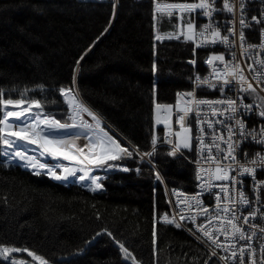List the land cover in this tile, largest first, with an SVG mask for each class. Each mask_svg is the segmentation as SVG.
I'll list each match as a JSON object with an SVG mask.
<instances>
[{
	"label": "trees",
	"instance_id": "1",
	"mask_svg": "<svg viewBox=\"0 0 264 264\" xmlns=\"http://www.w3.org/2000/svg\"><path fill=\"white\" fill-rule=\"evenodd\" d=\"M191 1L0 0V100L24 93L40 100L45 116L67 122V102L50 101H61L57 89L75 79V90L109 133L141 154L109 162L131 170L106 171L104 190L94 192L22 169L0 143L3 246L27 248L48 264H131L121 244L138 264H222L181 227L161 221L171 213L165 187L195 190L194 149L174 158L160 145L141 161L153 151L151 139L160 142L165 132L157 126L156 104L174 105L193 85L188 61L194 46L183 38L155 39L174 35L178 24L176 15L157 13L156 5ZM195 53L196 73L204 77L208 52ZM207 94L213 95L200 92ZM0 264L9 262L0 257Z\"/></svg>",
	"mask_w": 264,
	"mask_h": 264
},
{
	"label": "snow or ice",
	"instance_id": "2",
	"mask_svg": "<svg viewBox=\"0 0 264 264\" xmlns=\"http://www.w3.org/2000/svg\"><path fill=\"white\" fill-rule=\"evenodd\" d=\"M261 5H264V0H259ZM253 3V0H197L194 3H174L168 4L164 7L168 9V15L173 14L172 10H179L180 13H187L186 27L188 29L187 34L181 32L177 35H169L168 39H180L181 35L185 36L187 41H193L194 38H199V43L196 47L208 48L210 45L223 44L230 51V60L224 62L223 55H212L210 58H205L208 65H212V73L207 77H201L196 73V53L195 48L193 49V59L189 60L188 63L193 66V76L190 77L194 82L193 91L179 94L180 100L176 103L177 108V123L180 127V131L176 132V136L180 138V143L173 144V140L169 137H165V142L172 146V151L169 153L171 156H176L180 152L181 148L190 149V127L186 126L185 120L189 113H194L193 119L197 124H203L207 120V113L201 116V105H207L211 110L213 116L220 114L223 116L227 113V121L225 120L215 121L217 124L223 125L226 129V135L224 133L217 134L215 131L211 134V145H205L203 135L197 136V141L201 145V155L203 156L206 150L208 155L206 160L215 164L214 169H204L201 167L197 172V180L200 181L198 187L200 192L192 197H182L177 194V214L184 211L180 208V204L188 203V207L191 208V204L194 203L195 207L201 216L208 218L207 223L211 224L213 219L220 221H227L226 224L221 223L220 228L217 230L214 236L211 230L206 229L204 224L196 226V231L202 234L203 237L207 238L210 244L214 248L221 249L224 253H230L228 255L217 257L219 260H229L233 262L237 260V252H239V264H244L243 257L247 250L250 255V264H257V259L254 258L257 255L256 249L252 247L250 243L253 237H256L258 241L264 240V228L257 229L254 221L256 220L257 214L260 213L261 221L264 222V211H261V207L255 205L261 204L264 207V202H261L259 195L260 190L264 189V179L258 180L256 173L258 170L264 172V126L256 125L254 127H246L245 117H251L253 115L260 119H264V98H261L257 87H253V83L249 81L248 77L244 75V70L241 68L240 63L236 58V45L239 44L240 48L243 49V54L248 56L252 60L251 64H248V71L255 72V66L259 65L262 72H264V60L256 59L253 55H259L260 52H264V40L257 44H247L245 37V29L254 31L258 28L259 34L264 38V7L259 11V15H248L251 11L249 5ZM156 10H161V5H156ZM198 12V16L195 13ZM229 14L227 19L220 20L215 18L217 15ZM197 18H206L207 22L202 24L197 37L195 21ZM179 19L185 21V16L180 15ZM239 25V28L236 25ZM254 26H256L254 28ZM221 28L224 29V34H221ZM211 37L209 40L208 37ZM231 37V39H230ZM156 40H161L163 37L156 35ZM83 59V56L80 58ZM214 61H220L223 64L222 68L217 67ZM77 68H79V60L77 61ZM76 69H74L75 72ZM153 71H155V64L153 65ZM215 77V82H213ZM252 80L256 81L259 86L261 80H264V76L261 73L253 75ZM41 89L43 86H40ZM196 88H211L218 90L222 95L225 90L236 94V98L225 96L224 99L216 100H205L197 99L195 97ZM264 91V89H261ZM57 92L61 95L62 100L50 101V103L63 104L67 102L71 111H65L64 116L67 119L72 120V123H61L59 119H56L54 115H44V105L41 104L40 100L31 98L29 99L24 93H21L17 99H2L0 100V143L7 147L6 154L10 155L13 159H16L24 167H28L34 170L35 175H50L53 179L60 181H68L69 178H74L80 182L88 184L90 182L91 190H104V184L99 182L102 178L99 175H91L94 168L89 165H94L95 169H104L110 171L113 168H119L122 171H130L125 165L109 164V161H120L131 159L136 154L137 158L141 157L139 149L132 146L133 150L129 151L128 147H122L120 143L108 135L107 132H103L100 128V120L96 115L78 99V93L75 90V79L71 87H63L57 89ZM243 93H248L252 98V103L244 104ZM4 93L0 91V97ZM240 101L239 103L237 101ZM183 101L186 107L181 108L180 102ZM259 101V102H258ZM27 104L26 108L19 110L20 106ZM33 105L36 106L38 111H33ZM8 106H14L15 109L9 108ZM255 106V111H254ZM172 105L156 104V109H165L166 116L164 123L169 127V136L171 134L170 125L167 122L171 118ZM83 113H87L96 122V128L93 129L91 124L83 120ZM162 123L157 116V124ZM43 125V127H42ZM207 127L213 128V122H208ZM79 128L84 134L88 143L84 147H78L75 144V140L79 139V136L73 137L71 141L56 138L52 136L54 131L60 130H73ZM204 128L198 127V133H203ZM27 133V135H25ZM218 141H222L227 145L226 148H221ZM252 142L258 146H261V152L253 154L254 158H249L248 153L243 152V157L246 159L244 163H240L236 159L237 149L240 148L241 143ZM27 143L28 145H38L40 149H43L41 155L48 153L51 157H63V160H76L77 167L70 168L63 163L56 165H49L47 163H40L34 155L28 154V149L21 148L20 145ZM128 143V142H126ZM157 140L151 139V145L153 151L143 153L144 156H152L155 154V146ZM49 146H52L51 148ZM131 146V145H130ZM212 146H215L217 153H225L223 156H213ZM85 148L88 149L90 154H95V158L92 160L88 159L85 155ZM75 149L77 156L69 154L71 150ZM98 149V151H97ZM36 151V149H33ZM197 163H200L197 161ZM41 169H46V172H41ZM61 169L62 174H57L56 170ZM77 171L82 173L77 176ZM139 173L140 169H135ZM231 172H236V176H231ZM207 174L208 179H204V175ZM250 177L249 189L252 193V198L249 199L244 191L243 178ZM154 178L157 181L161 180L159 172H155ZM213 180L218 181H229L231 180V194L229 185H214ZM239 184L240 188L237 189L236 185ZM214 187H219V192L213 191ZM204 192H208L212 195L215 200L214 211L216 216H212L207 208H203V201L201 196ZM221 194H223L224 201L222 202ZM169 203H172L171 201ZM244 206V207H240ZM247 210L248 215H243L244 210ZM241 216L243 217L242 224ZM166 223H174L175 220H169L167 216H164ZM180 220L187 219L188 221L195 222L196 216L179 215ZM248 226L247 231L244 226ZM177 228L181 227L179 223H175ZM190 233L195 236V232L192 229H188ZM259 233V235H258ZM109 235H111L109 233ZM224 235L226 240L229 236L233 238L232 246L226 247L224 243L220 242L219 236ZM156 230L153 229V243H155ZM200 239V237H196ZM249 241L248 244L242 245L239 249L236 248V241ZM123 250L126 260H133L135 258L131 255L127 248H124L123 244L120 245ZM259 248V264H264V242L258 243ZM27 252L29 257H32L35 261H40L41 264H47V261L43 256L36 255L34 252L29 251L27 248H9L3 246L0 242V257L3 260L8 261L9 264H28L24 260H16L15 258L10 259V254L14 252ZM212 256H216V252L210 253L209 259ZM207 264V261L205 262Z\"/></svg>",
	"mask_w": 264,
	"mask_h": 264
},
{
	"label": "built area",
	"instance_id": "3",
	"mask_svg": "<svg viewBox=\"0 0 264 264\" xmlns=\"http://www.w3.org/2000/svg\"><path fill=\"white\" fill-rule=\"evenodd\" d=\"M93 1L94 2H101V3H114L115 5L118 4V0H93ZM194 2H197V0H194V1H191V2H181V3H194ZM168 4L169 3H166L165 5H168ZM171 4H174V3H171ZM218 6H219V0H218ZM262 7H264V5H261L259 0H253V3H251L249 5V8L251 9V11L248 12V15L249 16H251V15H259V11H260V9ZM161 11L164 12V13H168V10L161 9ZM172 12H173L174 15H176V17H177V19L179 21V26L183 22V21H181L179 19V16L180 15H183V16L188 15L187 13H180L179 10H172ZM195 15L198 16V12L195 13ZM228 15L229 14L225 13L223 15H217L215 18L220 19V20H224V19H227ZM206 22H207L206 18H197L196 19L195 26H196L197 37H198L199 31H200L201 25L206 23ZM236 27L239 28V25L237 24ZM255 27L256 26H254V28ZM220 30H221V34L223 35L224 34V29L221 28ZM187 32H188V30H185L183 33L187 34ZM244 32H245V37H246V42H247L245 47H247L248 43L257 44V43L262 42V40H264V38H262L260 36L258 28L256 30H254V31H249L248 29H245ZM160 36L163 37V39H161L159 41H163L165 39H168L167 38L168 36H166V35L165 36L160 35ZM180 38L185 39V36L181 35ZM208 38H209V40L211 39L210 36ZM230 39H231V37H230ZM191 42H192L195 50H205V51L208 52V56L206 58H210L212 55H223L224 56V62H228L230 60V51L231 50H229L223 44L210 45L208 48H200V47H196V44L200 42L199 38H194V40L191 41ZM235 52H236L237 61L240 63L241 68L244 70V75L246 77H248L249 81H251L253 83V87H257V91H258L260 97L264 98V91H261V89H264V80H261L259 86L257 85L256 81L252 80L253 75H255L256 73H261V75L264 76V72H262L261 67L259 65H256L255 66V72H249L247 66H248V64L252 63V60L249 59L248 56L243 54V49L240 48L239 44L236 45ZM253 55L255 56L256 59L264 60V52H260L259 55H256L255 52H253ZM214 64L217 67H219V68L223 67L222 62H220V61H214ZM204 65H205V67L207 69V75L204 76V77H207V76H209L212 73V67L213 66L212 65H208L206 63V59H205ZM213 82H215V77H213ZM193 89H194V82H193L192 88L189 91H193ZM189 91H181V92H179L177 94V99H176L175 104L172 105L173 106L172 107L173 113L171 115L172 116V120L170 122L169 121L167 122V124L170 125V131H171L170 136H169V127L166 126V124L163 122L164 118L166 116V111H162L161 112V117L163 118V121H162V123L157 124V126L158 127H162L165 130V132H164V135L162 136V139L160 140V142L158 141V139H156L157 140L156 146H160V145L167 146V147L170 148V152H171L172 151V146L168 145L165 142V137L171 138L173 140V144L181 142L180 138H178L176 136V132L180 131V127H179V125L177 123L176 103H177L178 100H180L179 94L187 93ZM202 91L205 92V93H212L213 95H209V94L200 95V92H202ZM242 95L244 96V100H243L244 104L252 103V98L249 96L248 93H243ZM225 96L236 98V94L235 93L228 92L227 90H225L224 94L222 95L216 89H211V88H205V89L196 88L195 89V97L197 99L216 100V99H224ZM237 102L239 103L240 101L238 100ZM180 105H182V108L186 107V105H185V103L183 101L180 102ZM201 109H202V111H201V116L202 117L204 116L205 113H207V120L203 124H197V122L193 119L194 113H189L188 116L186 117V120H185L186 126L190 127V129H191V131H190L191 133L190 134H191V140H192V148L194 149V153H195L194 160L191 162V164L195 168L196 176H197V172L199 171V169L201 167H203L206 170L215 168V164H212L211 162L206 160V157L208 155L206 150L204 151L203 156L201 155V145L197 141V136L198 135H203L205 145H211V134L213 133V131H215L218 135L221 134V133H224L226 135V129L223 127V125L217 124V123H215V121L225 120V122L231 123L230 121H227V115H228L227 113H225L223 116H221L220 114H217L216 116H213L212 113H211V110L208 108L207 105H201ZM254 111H255V106H254ZM245 120H246V127H254L256 125L264 126V119H260V118H258L255 115H253L251 117H245ZM208 122H213V128L212 129H209L207 127V123ZM69 123H72V120L69 119ZM42 127H43V125H42ZM198 127H203L204 128V132L202 134L198 133ZM58 134H61V135L65 134V130L54 131L52 133V135H55V136H57ZM67 136H68V138H65V139H68V140H71V138H73V137L79 136V137H83L85 139V141H88L85 138L84 134H81V133H77V134H73V135H67ZM218 143L220 144L221 148H226L227 147V145L224 144L222 141H218ZM245 151L248 153L249 158H254L253 157L254 153L261 152V146H258L256 144L250 142V141L241 143L240 148L237 149V152H236V159L240 163H244V160L246 159L245 157H243V152H245ZM224 154L225 153H223V152L217 153L216 149H215V146H212V155L213 156H217V155L223 156ZM176 157H185L183 148H181L180 152L177 153ZM130 160H132V158L131 159H127L125 161H130ZM144 160H148V159H144L143 155H142L141 161H144ZM197 161H199L200 163H197ZM89 167L94 168L95 171L98 170V169H95V167H93V166H89ZM123 172H125V171H123ZM127 172H129V171H127ZM202 175H204V179L205 180L208 179V175L207 174H202ZM230 175L231 176H236V172H231ZM256 178L258 180L264 179V172L258 170L257 173H256ZM196 180H197V178H196ZM249 182H250V177H244L243 178L245 194H246V196H248L249 199H251L252 198V193H251V190L248 187L249 186ZM199 183H200V181L197 180L196 187H195V190L193 192H185V191H181V190H174V191L171 192V191L168 190L167 187H165V192H166V196H167L168 202H170V201L172 202V203H169L171 213H170V215L167 218L169 220H173V219L175 220V222L171 223V224L179 223L183 230H185L196 241H198L207 250H209L210 253L212 251H215L216 252V256H213V257L217 258V257L224 256V255H228L230 257V253H224L221 249L214 248L210 244V242L207 240V238L203 237L201 233L196 231V226L197 225L204 224L206 229L211 230L212 234L215 236L216 233H217V230L220 228L221 223H224V224L227 223L226 220L225 221H220V220L213 219L212 223L208 224L207 223L208 218L205 217V216L199 215L194 203L191 204V208L188 207V203H190V202H186L184 204H180L179 207L184 209V211L179 213V214H177V203H176L177 194H179L182 197H184V196L192 197V196L196 195L198 192H200V189L198 187ZM212 183L214 185H223V184L229 185L230 194H231V180H229V181L213 180ZM84 184L86 185V183H84ZM88 184L86 185V187L90 188V186H91L90 182H88ZM236 187H237V189H239L240 185L237 184ZM213 191L219 192V187H214ZM259 195L261 197V202H264V189L260 190ZM201 199L203 201L202 207L203 208H207L208 212L213 217L216 216V212L214 211L215 200L212 197V195L210 193H208V192H204L202 194V196H201ZM221 200H222V202L227 203V201H224L223 194H221ZM255 206L256 207H261V211H264V207H262L261 204H257ZM240 207H244V206H240ZM179 215H184L185 217H187L189 215H194V216H196V220H195L194 223L191 222V221H188L187 219L180 220L179 219ZM243 215H248V212H247L246 209L244 210ZM242 220H243V217L241 216V221H240L241 224H242ZM161 221L163 223H165V224H170V223H166L164 221V219H162ZM254 223L256 224L257 229L264 228V222L261 221L260 213L257 214L256 220L254 221ZM247 228H248V226L245 225L244 229L246 231H247ZM188 229H192V231L195 232V236L192 233H190L188 231ZM258 235H259V233H258ZM196 237H200V239H197ZM219 240H220V242L224 243L226 247H231L232 246L233 238L231 236H229L227 238V240H226L224 235H220L219 236ZM262 242H264V240L258 241L256 237H253L252 241L250 242L252 244V247L255 248L256 252H257L256 257H254V258L257 259V264H259L258 243H262ZM248 243H249V241H247V240H245V241H236L235 242V246H236L237 249H239L242 245H246ZM238 258H239V252H237V260L235 262H233L231 259H229V260H220V262L223 263V264H239V259ZM243 262H244V264H250V255H249V252L247 250L245 251V254H244V257H243Z\"/></svg>",
	"mask_w": 264,
	"mask_h": 264
},
{
	"label": "rangeland",
	"instance_id": "4",
	"mask_svg": "<svg viewBox=\"0 0 264 264\" xmlns=\"http://www.w3.org/2000/svg\"><path fill=\"white\" fill-rule=\"evenodd\" d=\"M76 92L78 93V91L76 90ZM78 99L80 100V98H79V96H78ZM82 103H83V105L84 106H86V107H88L84 102H83V100L81 99L80 100ZM28 105L27 104H24V105H22V106H20V108H19V110H22V108H26ZM9 108H13L14 110H17V109H15L14 108V106H8ZM180 107L182 108V105H180ZM89 108V107H88ZM90 109V108H89ZM32 110L35 112L36 111V106L35 105H33V108H32ZM93 113H94V115H96V116H98L92 109H90ZM176 110H177V108H176ZM162 111H165V109H163V108H161L160 109V111L158 112V110L156 109V117L159 115L160 116V113L162 112ZM172 113H173V110H172ZM172 113H171V115H172ZM83 115V120L84 121H87V123L88 124H91L92 126H95L96 125V122L92 119V117H90L87 113H83L82 114ZM172 120V116H171V118H170V120H169V122ZM68 123V122H67ZM68 133V132H67ZM191 133V132H190ZM189 133V135H190V137H191V134ZM25 135H27V133H25ZM68 135V134H67ZM67 135H61V134H58L57 136H55V135H52V136H54V137H56V138H63V139H65V138H68V136ZM70 138V137H69ZM73 138H71V140H72ZM84 138L83 137H79V139H77V140H75V144L78 146V147H84V145H86L87 143H88V141H85V139L83 140ZM115 139V138H114ZM66 140H68V139H66ZM71 140H69V141H71ZM116 140V139H115ZM190 144H191V147H192V140L190 139ZM20 147L21 148H25V149H28V154L29 155H34L39 161H41V162H43V163H47V164H49V165H56V164H59V163H63L64 165H66V166H68V167H70V168H75V167H77V163H76V160H63V157H59V158H61L62 160H59V158H56V157H51L48 153H45L44 155H41V152L43 151V149H40L39 148V146L38 145H28L27 143H23V144H21L20 145ZM50 148L52 147V146H49ZM33 149H36V151H33ZM6 150H7V147L4 145V153L6 154ZM185 150H188V149H185ZM7 151H11V150H7ZM97 151H98V149H97ZM69 154L70 155H72V156H77V159H79L80 157L77 155V152H76V150L75 149H73V150H71L70 152H69ZM8 155V154H7ZM85 155H87L88 156V159L89 160H92V159H94L95 158V154L93 153V154H90L89 152H88V149L87 148H85ZM144 156V155H143ZM8 157H9V162L11 161L12 163H16L15 161H17L16 159H13L10 155H8ZM174 158H179V157H176V156H173ZM181 158V157H180ZM15 160V161H14ZM45 161V162H44ZM18 162V161H17ZM110 162H112V161H110ZM19 163V162H18ZM20 164V163H19ZM22 165V164H21ZM89 166H94V165H89ZM24 167V166H23ZM95 167V166H94ZM101 169H98L97 171H96V173L94 174V176L95 175H99L100 177H102V175H100V171ZM57 174H62V170L61 169H57ZM79 173V172H78ZM91 175H92V173H91ZM77 176H79V175H77ZM73 178H69V180L68 181H71ZM73 181H76V179H74ZM64 182H67V181H64ZM91 187L92 186H90V189H91ZM5 247H8V246H5ZM9 248H18V247H9ZM123 254H124V252H123ZM19 256V257H18ZM124 256H125V254H124ZM21 257V258H20ZM25 257H27V259L26 260H24L23 258H25ZM2 258V257H1ZM12 258H15L16 260H18V261H20V260H24V261H27L28 263H32V264H41V262L40 261H35V260H33V258L32 257H29L28 255H27V252H25V251H21V252H14V253H11L10 254V259H12ZM126 260V259H125ZM129 263H131V264H138V262L135 260V261H133V260H127ZM220 261V260H219ZM48 264V263H47ZM223 264V263H222Z\"/></svg>",
	"mask_w": 264,
	"mask_h": 264
},
{
	"label": "crops",
	"instance_id": "5",
	"mask_svg": "<svg viewBox=\"0 0 264 264\" xmlns=\"http://www.w3.org/2000/svg\"><path fill=\"white\" fill-rule=\"evenodd\" d=\"M157 4H159V5H165L166 3H157ZM157 11V10H156ZM157 13H160V14H167V13H164V12H162L161 10L160 11H157ZM187 16L188 15H186L185 16V21H183L182 22V26L180 25L179 26V21H178V24H177V31L175 32V34L174 35H177V34H180L181 32H184L185 30H188L187 29V27H186V19H187ZM178 20V19H177ZM160 111V110H159ZM159 118H162L161 116H159ZM156 120H157V117H156ZM109 136H111L110 134H108ZM112 137V136H111ZM112 138H114V137H112ZM110 162V161H109Z\"/></svg>",
	"mask_w": 264,
	"mask_h": 264
},
{
	"label": "water",
	"instance_id": "6",
	"mask_svg": "<svg viewBox=\"0 0 264 264\" xmlns=\"http://www.w3.org/2000/svg\"><path fill=\"white\" fill-rule=\"evenodd\" d=\"M143 158H144V159H148L147 156H143ZM22 168H23V167H22ZM23 169H25V170H27V171H30V172L34 173V170H32V169H29V168H23ZM42 173H43V172H42ZM46 176H48V177H49L50 179H52L53 181H56V182H60V183L65 184L64 182H62V181H60V180L53 179L50 175H46Z\"/></svg>",
	"mask_w": 264,
	"mask_h": 264
},
{
	"label": "bare ground",
	"instance_id": "7",
	"mask_svg": "<svg viewBox=\"0 0 264 264\" xmlns=\"http://www.w3.org/2000/svg\"><path fill=\"white\" fill-rule=\"evenodd\" d=\"M139 1V0H138ZM67 122L69 123V119H67ZM40 162V161H39ZM40 163H42V162H40ZM23 166V165H22ZM25 168H28V167H25ZM29 169H31V168H29ZM33 170V169H32ZM41 172H46L47 170L46 169H41L40 170ZM79 171H77V173H78ZM59 175V174H58ZM71 178V177H70ZM62 182H64V181H62Z\"/></svg>",
	"mask_w": 264,
	"mask_h": 264
}]
</instances>
